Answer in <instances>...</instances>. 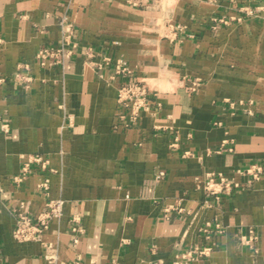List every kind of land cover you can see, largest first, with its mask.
Instances as JSON below:
<instances>
[{
    "label": "crops",
    "instance_id": "obj_1",
    "mask_svg": "<svg viewBox=\"0 0 264 264\" xmlns=\"http://www.w3.org/2000/svg\"><path fill=\"white\" fill-rule=\"evenodd\" d=\"M262 3L0 0V264H172L204 245L191 264H264V169L247 172L264 167V12L246 10ZM63 19L77 48L42 66ZM131 80L155 91L136 122L117 99ZM34 154L49 169L16 181ZM209 174L237 185L206 194ZM51 198L63 216L43 241H17L19 204L36 214Z\"/></svg>",
    "mask_w": 264,
    "mask_h": 264
},
{
    "label": "built area",
    "instance_id": "obj_2",
    "mask_svg": "<svg viewBox=\"0 0 264 264\" xmlns=\"http://www.w3.org/2000/svg\"><path fill=\"white\" fill-rule=\"evenodd\" d=\"M247 12L253 15H258L264 12V0L262 4L248 9ZM62 34L59 42L55 46H42L39 48L36 58L40 65H54L64 61V59L73 54L77 48V42L75 41V25L72 21L63 19ZM109 61V59H108ZM115 72L123 75L132 74L133 70L124 60L115 62ZM19 79H26V75L21 72L17 73ZM197 82L193 83V89L196 87ZM155 94V91L144 81L131 80L121 84L118 88L117 99L119 104L128 110L127 116L131 122L139 120L141 113L148 110L151 106V96ZM126 114H122L125 117ZM5 130L7 128L4 127ZM175 132L174 145L177 144L179 139L178 131L174 127H170ZM36 163L42 170H47L50 167V158L42 154H34L29 156L28 160L23 164L20 174L15 176V180L20 182L23 177L29 172L31 164ZM264 167L260 164H254L247 169L254 178H258L262 173ZM206 194L215 195L219 197L220 193L224 191H231L232 188L237 185L235 181L229 179L225 175L215 176L209 174L204 179L197 180ZM42 190L49 189V179L47 177L40 180L38 184ZM65 200L62 198L49 199L44 209L39 213H32L29 211L25 203L22 201L16 209V224L13 230V236L17 241H43L44 232L50 227L53 220L60 219L64 214ZM170 208L166 209L169 212ZM74 229H79L80 216L75 215L73 217ZM220 228L219 224L216 225ZM74 241H78L75 238ZM45 248L51 247L50 242H44ZM212 250V246H194L184 251L172 264H191L195 259L208 255ZM46 257L54 260L55 255L52 253H46Z\"/></svg>",
    "mask_w": 264,
    "mask_h": 264
}]
</instances>
